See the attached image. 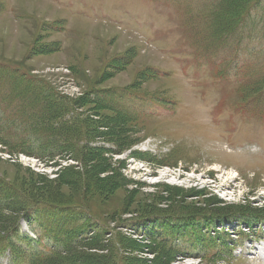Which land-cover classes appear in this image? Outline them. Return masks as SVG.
Here are the masks:
<instances>
[{
  "label": "rangeland",
  "instance_id": "obj_1",
  "mask_svg": "<svg viewBox=\"0 0 264 264\" xmlns=\"http://www.w3.org/2000/svg\"><path fill=\"white\" fill-rule=\"evenodd\" d=\"M217 7L218 0H0V66L20 68L67 104L44 130L63 142L61 155L39 160L24 153L25 142L0 145V179L21 208L42 200L79 211L87 205L105 231V249L89 251L85 264L100 256L116 264L115 241L124 264H264V221L218 223L212 236L231 246L219 262L171 258L136 232L140 218L167 212L264 215L261 11L213 47L205 43L215 42L212 33L204 31L215 28L207 16ZM7 83L0 101L8 103ZM104 93L139 121L111 111ZM76 113L87 126L86 141ZM21 221L22 233L32 231ZM0 264L17 262L1 251Z\"/></svg>",
  "mask_w": 264,
  "mask_h": 264
},
{
  "label": "trees",
  "instance_id": "obj_2",
  "mask_svg": "<svg viewBox=\"0 0 264 264\" xmlns=\"http://www.w3.org/2000/svg\"><path fill=\"white\" fill-rule=\"evenodd\" d=\"M255 11L258 14L261 11L260 17L264 27V0H218V7L207 16L215 28L210 31L211 29L207 26L204 31V35L208 37L211 32L210 39L215 42L211 44V40L205 39V43L214 47L222 40H230L237 36L248 25ZM226 17H229L231 21L224 20ZM19 70L20 68L0 66V87L3 88V83L8 82V90L2 95L11 99L8 103L0 101L2 116L0 145L9 146L25 142L27 152L24 153H28L30 157L39 160L59 157L63 152L61 145L63 142L56 136L51 138L49 134L44 133V130H50L52 120L57 119L67 108L64 97L40 81L32 80L25 74H21ZM259 84L264 87V79ZM9 87L12 88L9 90ZM104 94L108 98L106 100L112 103L109 106L111 111L119 114L120 118L126 121H139L140 118L131 116L132 109L113 101L112 95ZM99 102L104 109L109 110L104 106L106 104L104 100ZM20 117L24 122L20 120ZM74 119L81 124L84 133L83 140L86 141L85 122L77 113ZM61 127L65 126L60 123L59 128ZM85 147L86 145L82 146L78 159L83 204L89 182L83 156ZM8 188H10L8 183L0 179V213L10 212L11 214L9 218L0 219V252L9 251L12 261H16L17 264H69L74 261L73 258L76 255L78 259L80 257L81 264H85L93 257L88 253L89 251H104L105 248L101 245L105 231L100 224L96 225L100 219L87 205L79 211V208L75 209L67 204L42 200L26 207L23 206L24 209H22L23 203L16 205L17 199L12 196V193L7 194ZM255 214L241 212L240 217L203 214V212L187 215L178 211L153 214L140 218L138 222L140 226L136 232L171 258L202 256L206 260L219 262L223 260L222 250H230L231 246L228 241H221L219 237L212 236L215 233L214 228H222L217 224L222 220L228 221L232 218L244 219L249 224L264 221V215L255 216ZM16 215L19 219L15 225L12 226V223L11 227L9 224L14 222ZM23 219L29 223L35 234L44 233V238L35 240L22 233L21 223L23 221L21 220ZM246 229L250 230V227ZM108 233L109 231L107 235ZM44 241L47 242L42 244ZM114 245L117 251L116 264H124L125 251L122 244L115 241ZM100 257V259L97 258V264H104V256ZM76 262L77 260L74 263Z\"/></svg>",
  "mask_w": 264,
  "mask_h": 264
},
{
  "label": "bare ground",
  "instance_id": "obj_3",
  "mask_svg": "<svg viewBox=\"0 0 264 264\" xmlns=\"http://www.w3.org/2000/svg\"><path fill=\"white\" fill-rule=\"evenodd\" d=\"M172 190V189H171ZM194 212V211H193ZM200 212V211H199ZM202 212V211H201ZM10 213V212H9ZM144 216V215H143ZM144 218V217H143ZM142 219V218H141ZM89 221V220H88ZM65 223V222H64ZM8 224V223H7ZM52 229V228H51ZM56 236V235H55ZM56 241V240H55ZM67 242V241H66ZM65 243V242H64ZM216 250V249H215ZM51 256V255H50ZM43 259V258H42ZM61 259V258H60ZM46 261V260H45ZM60 261V260H59Z\"/></svg>",
  "mask_w": 264,
  "mask_h": 264
}]
</instances>
